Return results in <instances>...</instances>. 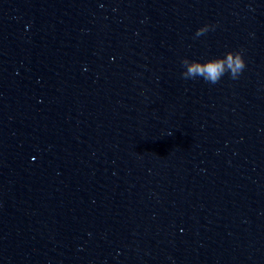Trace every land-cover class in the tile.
<instances>
[{"label":"clouds","instance_id":"9594fccd","mask_svg":"<svg viewBox=\"0 0 264 264\" xmlns=\"http://www.w3.org/2000/svg\"><path fill=\"white\" fill-rule=\"evenodd\" d=\"M210 26L204 25L197 29L195 36L199 37L209 31ZM185 70L182 76L185 79L203 78L210 84H216L225 74L232 79H237L246 67L245 59L241 51H228L222 57H215L204 62L182 60Z\"/></svg>","mask_w":264,"mask_h":264}]
</instances>
